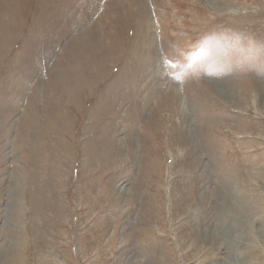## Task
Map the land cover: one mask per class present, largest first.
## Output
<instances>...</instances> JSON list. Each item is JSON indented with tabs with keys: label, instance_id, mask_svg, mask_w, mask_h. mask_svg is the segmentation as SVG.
Instances as JSON below:
<instances>
[{
	"label": "rangeland",
	"instance_id": "obj_1",
	"mask_svg": "<svg viewBox=\"0 0 264 264\" xmlns=\"http://www.w3.org/2000/svg\"><path fill=\"white\" fill-rule=\"evenodd\" d=\"M0 23V264H264V0H0Z\"/></svg>",
	"mask_w": 264,
	"mask_h": 264
},
{
	"label": "bare ground",
	"instance_id": "obj_2",
	"mask_svg": "<svg viewBox=\"0 0 264 264\" xmlns=\"http://www.w3.org/2000/svg\"><path fill=\"white\" fill-rule=\"evenodd\" d=\"M143 1V0H142ZM139 2V1H138ZM138 2H137V4H138ZM141 2V1H140ZM142 3V2H141ZM134 4H135V2H134ZM143 4V3H142ZM136 5V4H135ZM141 5H137V7H140ZM143 6V5H142ZM141 8L142 7H140V10H141ZM139 9V8H138ZM136 10V11H139L140 12V10ZM143 10V9H142ZM131 11V10H130ZM133 12V13H137V12ZM142 12H144V11H142ZM148 12V11H147ZM143 14V13H142ZM141 14V15H142ZM145 14H148V13H145ZM136 16V15H135ZM145 16H147V15H145ZM138 17H139V15H138ZM149 17V16H148ZM139 18H141V16L139 17ZM146 18V17H145ZM137 20H139V19H137ZM153 21V20H152ZM140 22V21H139ZM145 23H146V21H145ZM140 24V23H139ZM0 25H1V23H0ZM4 26H5V24H4ZM144 26V25H143ZM142 26V27H143ZM146 26V25H145ZM148 26H149V24H148ZM147 27V26H146ZM144 28V27H143ZM143 28H141V29H143ZM144 29H146V28H144ZM146 31V30H145ZM146 34V33H145ZM151 34V33H150ZM149 34V35H150ZM150 37V36H149ZM148 37V44L150 43V41H151V37L149 38ZM152 41H153V38H152ZM146 43V44H147ZM147 44V45H148ZM0 48H2V46H1V43H0ZM144 49V48H143ZM146 49V48H145ZM148 49V48H147ZM107 51H106V53H108V54H110V53H112L113 52V50H114V47L113 46H109L107 49H106ZM77 52V53H76ZM75 53H74V55H76V57H75V59H76V61H74L75 62V64H76V66H77V68L78 69H80V70H77V72H76V69H75V67L73 66V68L71 67V70L72 71H74L75 73H76V75H74L72 78L74 79V82L76 83V85H78V84H80V82L81 81H83V75L82 74H85V71L84 70H86V57H85V54L84 53H82V51H81V49H77V51H76ZM91 52V51H90ZM151 52V51H150ZM87 54V53H86ZM150 54V53H149ZM89 56H90V54H89ZM89 58H91L90 60L92 61V62H94L95 61V59L94 58H92V56L91 57H89ZM100 60V59H99ZM90 61V63H92ZM82 72H84V73H82ZM80 73H82V74H80ZM78 77H79V79H78ZM88 79H89V77H87ZM86 78V79H87ZM37 79V78H36ZM41 79V77H39L38 76V79H37V81H42V80H40ZM69 80V79H68ZM61 81V80H60ZM69 83H70V81H69ZM54 84H56V83H54ZM61 85V84H60ZM233 86H230V84H229V86H227V87H225V88H219V93L222 95V96H224L225 98H227V99H233L234 97H235V99H239L238 98V95H237V92L232 88ZM73 88V87H72ZM69 89L68 90V92L70 91V92H73L74 91V88L73 89ZM58 89H62L61 87H59ZM228 89H229V91H228ZM62 94L64 93L63 92V89H62V91H60ZM232 96H234V97H232ZM232 101V100H231ZM15 108V107H14ZM36 113V112H35ZM187 113V112H186ZM37 128V127H36ZM43 128H44V124L42 123V125H40L39 126V129H38V133H42L43 132ZM195 129V128H194ZM32 131V130H31ZM33 132H34V130H33ZM36 133H37V130H36ZM44 133V132H43ZM45 134V133H44ZM32 135V134H31ZM34 135V134H33ZM39 134H37V138H39ZM31 137V136H30ZM33 138V137H32ZM31 143V142H30ZM32 145V144H31ZM30 148V147H29ZM32 149V148H31ZM29 150V149H28ZM33 152H35V151H33ZM30 153V152H29ZM28 154V153H27ZM35 154V153H34ZM29 155V154H28ZM31 155V154H30ZM34 156V155H33ZM30 158H32V157H30ZM35 158V157H34ZM34 158H33V164H32V169H31V172H29V174H28V177L26 176L25 178L28 180V186L30 187V190H29V193H25V197L27 196H31V198L32 197H34V195H38V186H35L34 184L32 185V183L35 181V179H37L36 178V175L35 174H37V173H40V172H38V167L36 166V168H35V165H36V161H34ZM35 175V176H34ZM24 189H26V187L24 186L23 187V190ZM23 198V197H22ZM22 200V199H21ZM20 200V201H21ZM29 200V199H28ZM19 201V204H22L21 202ZM16 204V203H15ZM18 204V205H19ZM31 235V238H34V235L33 234H30Z\"/></svg>",
	"mask_w": 264,
	"mask_h": 264
}]
</instances>
